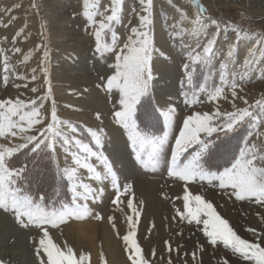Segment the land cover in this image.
Instances as JSON below:
<instances>
[{
  "label": "rangeland",
  "instance_id": "1",
  "mask_svg": "<svg viewBox=\"0 0 264 264\" xmlns=\"http://www.w3.org/2000/svg\"><path fill=\"white\" fill-rule=\"evenodd\" d=\"M198 2L204 11L197 9L193 0H152L153 79L149 95L138 107L137 120L149 134L167 138L160 150L159 163L153 169L137 160L127 132L113 115L118 110V93L106 90V78L115 73V56L129 37L135 38L131 30L140 28V17L147 15L140 0H122L119 19L110 22V27L103 31L99 25L109 24L106 17L111 15V0H0V102L20 99L39 105L51 87V95L40 109L45 119L29 133L38 135L36 128H44L51 122L54 104L58 119L77 129L73 133L67 124H61V130L100 151L117 178L115 187H119L120 195L113 203L117 192L108 167L90 158L89 163L95 166L100 179L90 178L91 174L84 169H78L77 175L93 189H100L95 201H88L92 214L82 220L73 218L56 228L45 226L62 251L71 247L77 259L87 256L84 264H132L134 248L123 239L129 232H134L133 239L141 248L137 264L141 258L144 264H252L224 248L221 242L211 245L203 226L189 224L178 210L187 216L183 201L187 189L213 203L217 213L242 238L260 242L247 229L254 228L264 235V207L254 201L235 200L218 187L217 181L209 184L197 178L186 183L171 176L169 169L178 130L183 120L195 112L214 113L219 109L228 113L249 108L252 113L232 133L221 132L218 138L214 133L209 138L214 141L211 171L230 166L246 147L264 154V106L257 105V101H264V0ZM86 10L92 14V20L85 16ZM97 31H101L99 53ZM212 34L216 36L214 55L194 63V57L202 55L203 46ZM185 64L189 65L187 71ZM193 68L195 71L191 72ZM189 72L193 76L191 84L187 81ZM221 77L225 84H237L236 97L233 98L231 87L226 86L221 98L209 100L208 93L222 86ZM33 88L37 91L33 92ZM94 93L101 103L92 108L89 97ZM172 109V118L166 119L163 113ZM88 129L101 135L102 149L95 147ZM20 143L23 141L19 133L0 137V145L4 147ZM194 151L195 148H190L184 153L181 162H186ZM53 158L57 169L55 181L70 197L62 173L66 167L75 166L72 157L66 156L58 142ZM42 179L50 183L46 177ZM138 185L153 187V206L137 192ZM0 215L6 216L19 231L18 235L11 233L5 237L0 231L3 264H41L47 260L39 245L44 238L41 229L31 224L22 226L11 211L0 209ZM96 215L102 219H96ZM107 238L112 254L105 243Z\"/></svg>",
  "mask_w": 264,
  "mask_h": 264
},
{
  "label": "snow or ice",
  "instance_id": "2",
  "mask_svg": "<svg viewBox=\"0 0 264 264\" xmlns=\"http://www.w3.org/2000/svg\"><path fill=\"white\" fill-rule=\"evenodd\" d=\"M111 15L106 17L109 24L101 23V31L110 27V22L117 21L121 12L122 0H111ZM144 5V11L147 15L140 17V28H133L132 34L135 37H129L128 42L115 56V73L106 78V90L111 93L114 90L118 93V110L114 111L116 123L121 126L128 135L132 149L137 153V160L142 164L151 165L154 169L159 163L160 150L166 143V136L156 137L142 129L137 120L138 107L142 99L149 95L150 85L153 79L151 59L153 53L152 40V0H140ZM197 9L204 11L198 0H193ZM87 9V2H86ZM85 16L92 20V14L85 11ZM101 31L95 33L97 40V52L101 51ZM112 40H116V33L112 32ZM216 36L212 34L203 46V53L194 57V63L206 61L210 54L214 55V45ZM18 51V50H17ZM45 60L48 52H44ZM7 63V62H5ZM185 70L189 65H184ZM7 71V69H5ZM195 68L191 70L194 72ZM189 72L187 76L188 84L192 83L193 76ZM46 73V69H45ZM33 79H36L33 76ZM222 86L216 87L214 91L208 93L209 100H218L224 93V88L230 86L233 98L236 97V83L230 85L224 83L221 77ZM33 92L37 89L33 88ZM51 95V87L48 89V95L42 98L41 103L37 105L36 101L26 104L20 99L5 100L0 102V137L17 136L23 143L15 147H4L0 145V209L11 211L16 215L19 223L28 227L29 224L35 225L43 231V237L39 240L40 248L46 253L47 260L41 261V264H84L87 256L76 258V254L71 247L67 251H62L52 239L46 225L53 228L62 223H67L71 219L82 220L92 214L88 206V201H95L96 194L100 189H93L88 183H85L78 175V169H84L90 178L100 179L95 166L89 163L90 158H96L101 161L105 167H108L107 159L100 151H94L88 143L83 142L75 136H69L61 130V124H67L71 132L77 131L76 127L66 121H60L53 104L51 122L46 127L36 129L38 135L27 134L42 124L45 117L41 115L40 109L43 107V101ZM247 104V100L244 101ZM258 106H264V101H257ZM235 107V105H234ZM251 107V106H249ZM172 112L163 113L166 119L172 118ZM252 113L249 108L237 109L234 112L222 113L217 109L214 113L195 112L188 115L182 122V127L178 130V136L175 138L174 151L170 156L169 174L184 182H192L197 178L200 181H207L211 184L218 182V187L225 190L230 197L237 201H254L264 207V154H257L252 148L246 147L239 153L238 158L222 171H211L212 145L214 141L209 139L215 133L217 138L222 132L228 135L235 131L246 118ZM99 118V114H97ZM220 122L217 123L216 121ZM14 130H18L14 131ZM92 141L97 149L103 148V141L98 132L88 129ZM204 137L203 139L201 137ZM63 148L66 156L72 157L74 167L65 168L62 176L66 178V187L70 189L71 195L68 202L56 206V202L46 201L45 194L41 193L35 199L30 194H25L24 184L28 181L26 175L27 166H13L12 158L23 149H28L29 153H44L54 157L56 154L57 143ZM30 146V147H29ZM254 147V146H253ZM190 148H195L194 153H189L190 158L186 162H181V157L188 152ZM73 149H76L75 151ZM146 157V158H144ZM207 165V168L205 167ZM109 174L112 175L114 190L117 195L113 203L119 200L120 189L115 187L117 178L112 169L108 167ZM230 190V191H229ZM187 194L183 195L184 208L187 216L183 213L181 218H186L189 224L197 226L202 225V231L207 237V242L211 245H217L221 242L223 247L229 249L233 254H239V257L245 261H251L252 264H264V235H261L254 228L247 229L254 237H259L260 242L250 241L242 238L230 226L228 220L222 218L213 203L206 201L201 195H193L185 189ZM129 207H132L130 204ZM135 211V209H134ZM203 217V219H202ZM27 223H25V219ZM96 219H102L96 215ZM131 223H135L132 217L128 218ZM264 219V218H262ZM115 226V225H114ZM134 232H129L123 237L124 241L134 248L135 254L131 256L132 264H137V257L141 253V248L133 239ZM39 255V249H37ZM195 259V254L193 253ZM0 264H3L0 261ZM140 264H144L141 258Z\"/></svg>",
  "mask_w": 264,
  "mask_h": 264
},
{
  "label": "trees",
  "instance_id": "3",
  "mask_svg": "<svg viewBox=\"0 0 264 264\" xmlns=\"http://www.w3.org/2000/svg\"><path fill=\"white\" fill-rule=\"evenodd\" d=\"M12 162L15 167L27 166L26 175L28 176V181L24 184L25 194H30L35 199L39 194L43 193L46 196V201H55L57 207H59L61 202H68V191H64L62 185L57 184L55 181L57 169L52 156L44 153L32 154L28 152V149H24L13 156ZM43 177H46L50 183H47L48 181L45 182L42 179ZM57 179L62 180L58 176Z\"/></svg>",
  "mask_w": 264,
  "mask_h": 264
},
{
  "label": "bare ground",
  "instance_id": "4",
  "mask_svg": "<svg viewBox=\"0 0 264 264\" xmlns=\"http://www.w3.org/2000/svg\"><path fill=\"white\" fill-rule=\"evenodd\" d=\"M157 41L158 42H160V34L157 32ZM89 42V41H88ZM84 43V42H83ZM88 44V43H87ZM78 45H80V43H78ZM85 45V44H84ZM172 74H175V72L173 71V72H171ZM12 85V84H11ZM90 98V101H89V104H90V106H92V108L93 107H95V105L96 104H98V103H101V100H99V96L96 94V93H94V94H92V96L91 97H89ZM45 115V114H44ZM45 116H47V115H45ZM78 119V118H77ZM37 129V128H36ZM30 134V133H29ZM137 192H139L141 195H143L146 199H147V201L148 202H150L151 203V205L153 206V201H155V197L153 196L154 195V189H153V187H150V186H148V185H138V190H137ZM139 205V204H138ZM148 209V208H147ZM157 211V210H156ZM1 217H0V231H1V233H2V236H7V234H11V233H13V234H16V235H18V233H19V231H17V230H15L14 229V227L12 226V223L8 220V218L6 217V216H3V215H0ZM5 226H6V228H5ZM90 229H92V227L90 228ZM81 231V230H80ZM89 231V230H88ZM91 232H93V229H92V231ZM82 233H83V231H82ZM85 233V232H84ZM90 233V232H89ZM94 237V236H93ZM24 238V237H23ZM109 238H107V241L108 242H105L106 244H107V247H108V250H109V252L112 254L113 252H111V249H110V243H109V240H108ZM20 241H22L21 239H19ZM86 240H87V236H86ZM20 241H19V243H20ZM87 241H89V240H87ZM18 242V241H17ZM23 242V241H22ZM26 242V241H25ZM27 242H28V240H27ZM91 242H93V239H91ZM18 243V244H19ZM112 243V242H111ZM2 244V243H1ZM24 244V243H23ZM90 244V243H89ZM20 245V244H19ZM18 245V246H19ZM15 246H17V245H15ZM17 246V247H18ZM4 247V246H3ZM16 247V248H17ZM20 247V246H19ZM18 247V248H19ZM9 250V249H8ZM113 251V250H112ZM10 252H11V250H10ZM108 253V252H107ZM13 254H15V253H13ZM15 257V256H14ZM25 257V256H24ZM22 258V257H21ZM29 262V261H28ZM34 262V261H33ZM24 263H25V261H24Z\"/></svg>",
  "mask_w": 264,
  "mask_h": 264
}]
</instances>
